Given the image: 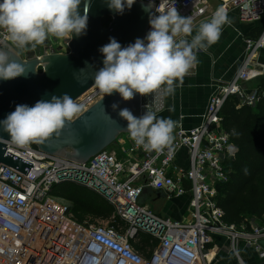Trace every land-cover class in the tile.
<instances>
[{
  "label": "built area",
  "instance_id": "2783aa9c",
  "mask_svg": "<svg viewBox=\"0 0 264 264\" xmlns=\"http://www.w3.org/2000/svg\"><path fill=\"white\" fill-rule=\"evenodd\" d=\"M139 1L157 2L153 16L159 15L157 9L166 12L176 7L192 22L204 16L208 7V0ZM230 4L242 19L264 18V0H230ZM221 7L227 10L226 4ZM3 40L24 58L68 53L71 41L48 37L42 45L21 49L6 29L0 28V43ZM245 45L238 73L209 98L197 125H177L174 142L162 153L138 147L130 133L122 134L129 141L123 150L125 157L106 148L85 162L47 153L34 144L19 147L10 139L6 152L33 166L24 174L0 165V205L9 210L8 216L0 214V264H215L214 254L209 257V253L219 236L229 241V251L238 264H248L239 250L241 241L255 248L260 261L253 264H264V248L258 243L264 238V223L251 219L249 231H241L238 225L224 220L217 200V183L229 177L225 160L237 152L222 125L221 109L229 97L240 105L255 106L264 95L263 90L249 92L245 87L261 72L251 65L264 49V25L258 36L245 39ZM43 46L46 49L41 51ZM104 95L94 85L75 103L82 106V113ZM182 148L188 150L187 167L177 163ZM64 181L84 185L108 199L115 210L107 223L76 220L66 199L53 193ZM144 186L161 189L169 198L189 192L190 219L162 217L148 204H139ZM143 233L151 236L145 244Z\"/></svg>",
  "mask_w": 264,
  "mask_h": 264
},
{
  "label": "clouds",
  "instance_id": "9594fccd",
  "mask_svg": "<svg viewBox=\"0 0 264 264\" xmlns=\"http://www.w3.org/2000/svg\"><path fill=\"white\" fill-rule=\"evenodd\" d=\"M134 2L126 0L127 7L131 8ZM90 3L91 0H86L82 16L78 11L81 0H3L0 28L6 29L12 42L21 49L42 45L48 37L70 40L74 33L77 36L85 33ZM109 7L122 13L125 0H110ZM157 11L159 15L150 18L147 43L137 38L135 43L122 48L113 37L101 47L104 66L95 73L94 84L102 93L111 95L116 91L124 100L133 99L135 93L171 94L178 86L176 82L183 84L184 77L198 63L196 51L218 42L223 26L230 23L227 11L220 7L210 21L200 23L192 36L190 16H181L176 7ZM188 36H192L190 41ZM25 71L8 51L0 50V78H15ZM112 107L116 109L118 104ZM81 111L82 106L64 94L62 98L53 96L51 101H37L32 107L17 105L2 123L12 143L28 148L59 134ZM119 115L128 121L132 140L145 151L162 153L172 145L176 125L170 118L157 119L149 111L138 118L128 108L121 109ZM0 214L8 216L9 210L0 205Z\"/></svg>",
  "mask_w": 264,
  "mask_h": 264
},
{
  "label": "water",
  "instance_id": "95a60500",
  "mask_svg": "<svg viewBox=\"0 0 264 264\" xmlns=\"http://www.w3.org/2000/svg\"><path fill=\"white\" fill-rule=\"evenodd\" d=\"M85 2L81 0L78 7L82 16ZM109 2L91 0L86 31L79 36L73 34L68 53L52 52L41 58L35 55L23 58L9 43L4 40L0 43V50L8 51L11 58L26 69L18 77L7 80L0 78V165L11 166L24 174L33 166L31 162L6 152V144L11 136L4 130L2 122L15 111L17 105L32 107L37 101H51L53 96L62 98L64 94L75 101L95 85V73L104 66V54L100 49L110 42V38L114 37L122 48L135 43L137 38L145 40L157 2L135 0L128 8L125 0L122 13L110 8ZM106 17L111 18L107 26L103 23ZM114 103L118 104V108L113 109ZM163 107L162 91L147 95L135 93L131 100H124L114 91L84 110L59 134H54L43 144H33L47 153L85 162L114 143L121 134L129 133L128 121L119 115L121 109L128 108L139 118L147 111L154 114ZM152 193L166 196L161 189L144 186L139 204H146ZM258 243L264 248V238H260Z\"/></svg>",
  "mask_w": 264,
  "mask_h": 264
},
{
  "label": "crops",
  "instance_id": "0c3cea01",
  "mask_svg": "<svg viewBox=\"0 0 264 264\" xmlns=\"http://www.w3.org/2000/svg\"><path fill=\"white\" fill-rule=\"evenodd\" d=\"M223 4L227 5L226 11L230 23L223 26L220 39L206 50L196 51L195 54L198 60L196 66L184 77L183 84H179V81L176 82L178 86L175 87L174 92L171 94L164 93V107L154 113L157 119L170 118L175 122L176 127L173 132L174 140L176 138L175 132L178 124H181L184 128H190L200 122L201 115L205 111L209 98L222 85L232 80L240 70L246 51L245 39L247 37L258 36L262 31L264 18L259 20H245L231 6L230 0H208L206 14L193 22L192 36L196 34L200 23L210 21L214 12ZM192 36H188L187 39L190 41ZM252 66H256L261 72L245 83V87L249 92L262 90L259 86V79L264 77V49L256 54ZM128 142L127 137L121 134L107 149L118 152L119 156L123 158L125 157L123 150L127 147ZM177 163L182 167L188 166L189 154L186 148H182L179 152ZM161 199L172 204L165 211L167 215L171 216L170 218L182 219L188 208L190 193L188 192L183 196H173L170 198L167 195L158 196L155 193L148 196V200L152 201ZM181 200H183V203ZM217 238L221 240L225 239L221 236ZM216 242L215 248L210 252V257L214 254L213 261L215 264H238L237 259L229 251V247L221 245L217 239ZM253 254L254 257L251 256L252 260H247L243 257L245 262L253 264L260 261L258 255L255 252Z\"/></svg>",
  "mask_w": 264,
  "mask_h": 264
},
{
  "label": "trees",
  "instance_id": "16d2710c",
  "mask_svg": "<svg viewBox=\"0 0 264 264\" xmlns=\"http://www.w3.org/2000/svg\"><path fill=\"white\" fill-rule=\"evenodd\" d=\"M110 21V17L103 19L105 26ZM259 86L264 90V77L259 79ZM221 116L237 152L234 158L225 160L229 177L217 183V200L226 222L245 224L250 229L251 219L264 221V95L255 106L240 105L236 98L229 97L222 106ZM53 193L77 201L81 209L73 212L71 208V211L80 222L86 216L108 219L115 210L104 196L76 182H61ZM142 238L145 244L151 236L143 233Z\"/></svg>",
  "mask_w": 264,
  "mask_h": 264
},
{
  "label": "rangeland",
  "instance_id": "374dc122",
  "mask_svg": "<svg viewBox=\"0 0 264 264\" xmlns=\"http://www.w3.org/2000/svg\"><path fill=\"white\" fill-rule=\"evenodd\" d=\"M3 0H0V3H2ZM44 49H46L45 46H43V48H41L40 50L43 51ZM18 51V50H17ZM20 53V52H19ZM31 53H35V51L31 52ZM35 55V54H34ZM23 58L24 56L21 55ZM33 56V55H32ZM111 145V144H110ZM109 145V146H110ZM108 146V147H109ZM107 147V148H108ZM183 196V195H182ZM61 197V196H60ZM63 198V197H62ZM66 199L65 202L69 203L71 208H72V211H77V210H80L81 207L78 205L77 201L76 200H71V199H67V198H64ZM181 202L183 203V200H181ZM186 202V201H185ZM150 207L151 209L157 213L158 215L162 216V217H171L169 215H167V213L165 212L168 208L171 207L172 204H170L171 202H167L166 200L164 199H161V200H157V201H152V200H147L146 202ZM185 204V203H184ZM183 219H190V212L188 211V208H187V211H185L184 213V216H183ZM84 221H88V222H93V223H107V220L104 219V220H101L100 218H95V217H91V216H86ZM258 224H262L263 225V221L262 220H257ZM238 229H240L241 231H249V228L245 225V224H242L240 226H238ZM243 229V230H242ZM225 238V237H224ZM224 240V241H223ZM217 241L221 244V245H224V246H227L229 247V241L225 238V239H218L217 238ZM244 243L243 241H241V243L239 244V250H240V253L242 255V257L246 258L247 260H250L251 259V256H253L254 252H255V248L253 246L251 247H246L244 246ZM242 244V245H241ZM255 254L257 255V253L255 252ZM230 256V255H228ZM254 257V256H253ZM252 260V259H251ZM258 261V260H256Z\"/></svg>",
  "mask_w": 264,
  "mask_h": 264
},
{
  "label": "bare ground",
  "instance_id": "6f19581e",
  "mask_svg": "<svg viewBox=\"0 0 264 264\" xmlns=\"http://www.w3.org/2000/svg\"><path fill=\"white\" fill-rule=\"evenodd\" d=\"M209 257H210V253H209Z\"/></svg>",
  "mask_w": 264,
  "mask_h": 264
}]
</instances>
